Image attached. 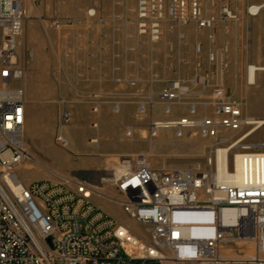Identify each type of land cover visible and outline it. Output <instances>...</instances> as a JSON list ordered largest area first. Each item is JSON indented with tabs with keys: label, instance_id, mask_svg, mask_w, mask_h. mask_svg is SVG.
<instances>
[{
	"label": "built area",
	"instance_id": "1",
	"mask_svg": "<svg viewBox=\"0 0 264 264\" xmlns=\"http://www.w3.org/2000/svg\"><path fill=\"white\" fill-rule=\"evenodd\" d=\"M261 7L251 4L247 12L255 15ZM133 14L137 38L152 44L161 41L167 23H194L198 30L208 31L212 42L218 24L240 20L225 1L207 15L201 0H135ZM26 16L22 0H0V264H264V179L253 174L252 164L242 169L237 161L238 152L264 156V135L253 137L264 126L247 114L246 101L228 90L226 51L212 48L208 68L200 69L199 63L190 76L166 80L157 95L152 87L160 78L151 68L147 95L139 100V114L151 112L147 124L151 138L160 129L171 128L177 138L189 132L211 141L207 168H155L147 153L139 152L119 156L106 168L109 179L101 177L118 187L120 198L101 192V185L69 177L26 185L18 175L31 157L25 138L26 92L18 84L23 76L18 49ZM92 19L105 22L99 4L90 6L82 18L54 17L52 26L86 25ZM179 36L187 41L186 33ZM195 50L200 53L202 45L197 43ZM115 70H122L111 75L116 84L135 88L143 84L140 72ZM207 91V100H202L198 93ZM87 97L97 116L101 93L90 92ZM57 103L58 120L65 125L72 118L71 108L64 97ZM111 103L112 111L120 113L123 102ZM157 103L164 118L155 116ZM177 105H185L186 113L171 117ZM92 125L99 126L98 117ZM133 131L127 124L126 135ZM55 142L67 144L60 133ZM94 194L119 202L145 233L119 222L91 200ZM236 238L251 240L253 254L226 255L222 247Z\"/></svg>",
	"mask_w": 264,
	"mask_h": 264
},
{
	"label": "rangeland",
	"instance_id": "2",
	"mask_svg": "<svg viewBox=\"0 0 264 264\" xmlns=\"http://www.w3.org/2000/svg\"><path fill=\"white\" fill-rule=\"evenodd\" d=\"M23 1L28 8V16L25 18L20 36L22 44L18 49L19 66L23 70V76L18 84L22 85L26 92L25 138L31 154L18 171L24 184L29 185L43 179L62 182L65 177L76 178L101 185V192L120 198L117 186L112 185L110 181L101 180V177L111 175L110 169L106 168H110L119 156L145 152L155 168H207L211 141L189 132L184 137L177 138L171 128H162L157 137L151 138L147 126L151 112L150 115L148 113L142 115L138 110L140 98H145L149 89L152 65H155L154 70L160 76L152 87L156 95L166 80L180 74L190 76L195 72L197 65L194 67L193 62L186 60L200 58L202 64L200 69L204 65V60L208 68L207 55L211 49H203L197 53L195 45L200 41L193 43L192 48L190 45L195 36L203 35L204 29L197 31L191 25L186 27L187 41H184L179 36L184 25L167 23L161 41L152 44L146 39L139 40L135 34L131 23L134 15L132 0H122L121 11L118 12L113 10V0H32L35 9L31 0ZM95 2L102 8L105 17L103 24L92 19L86 25L81 22L78 26L60 29L52 26V18L57 16L82 18ZM113 16L118 17L115 22L111 20ZM62 42L66 43L67 49L64 52V59L60 60L54 55ZM106 47L108 50H105ZM79 60H87L80 70ZM88 60H124L123 71L133 75L140 72L143 84L135 88L127 83L116 84L112 79L108 82L96 81L100 77L97 75L94 79L95 74L90 73L93 72V65L88 64L90 63ZM126 60H134L133 66H126ZM137 60H141V63ZM227 62L229 65L225 75L226 86L233 96L245 101L247 89L256 86L247 83L248 66L252 64L264 66V61L227 60ZM61 72L65 80H60ZM77 72H85L92 79H87L82 83L83 87H80L81 82L76 80V76L80 75ZM238 74L243 82L241 86L239 85L241 94L236 91ZM257 76L264 78V70H257L256 78ZM139 89H142V93L138 91ZM90 92H99L102 95L101 110L97 116L91 112L90 98L87 97ZM198 94L202 100H207L208 91ZM60 97L67 99L72 112L71 120L65 125H61L58 120L57 100ZM113 99H120L123 102L120 113L112 111ZM261 103L263 105L264 101ZM185 113V105H177L174 106L171 117ZM247 114L264 118V113L255 112L252 106L247 107ZM155 115L164 118L157 112ZM95 117L99 119L98 127L92 125ZM127 124L134 127L131 136L126 135ZM59 133L66 138V146L55 142V136ZM263 135L262 127L253 137L259 138ZM91 200L119 222L133 227L137 232L145 233L144 226L132 220L119 202L98 194H94ZM222 250L232 257L249 256L254 252V243L251 240L229 241L224 244ZM166 264L174 263L167 261Z\"/></svg>",
	"mask_w": 264,
	"mask_h": 264
},
{
	"label": "crops",
	"instance_id": "3",
	"mask_svg": "<svg viewBox=\"0 0 264 264\" xmlns=\"http://www.w3.org/2000/svg\"><path fill=\"white\" fill-rule=\"evenodd\" d=\"M121 1L122 0H113L112 7L115 12L121 11ZM132 1H133V8H132V12H133L135 6V0ZM223 1L227 2L231 8L237 10L238 15L240 16V20L227 21L225 23L218 24L214 29V40L212 42H210L207 37L208 31L204 29L203 35L201 34L194 37V39L190 43L191 48L193 43H196V41L197 42L200 41V44L202 45V50L203 49L208 50L212 48L225 50L226 60H263L264 61V0H201V6L205 14L211 15L217 11L219 4ZM31 3L34 8L32 0ZM251 4H262V7L260 8L259 12L252 16L249 15L247 12V7ZM24 5L27 9V16H28V8L25 3ZM29 10H30V6H29ZM190 25L193 28H195V30L200 31L196 28V25L194 23L184 25L182 27V30L180 31L185 33V28ZM21 44L22 41L20 39V45ZM65 47H66V43L62 42L60 47L56 49L54 57L60 58V60L64 59L65 57L64 52L65 49H67ZM105 50H108L107 47ZM197 59L186 60V61L187 62L189 61L191 63L193 62V66L195 67V65L198 66V64L201 63L200 62L201 60H199L200 58ZM88 61H90V63L88 64L93 65L92 66L93 72L90 73L95 74L94 79L98 75L100 78L96 79V81L100 80L102 82L105 81L108 82L111 75H116L122 72V70L117 71L115 70V68L120 67L122 69L124 60H88ZM137 61L141 63V60H137ZM86 62L87 60H79L78 63L79 70L84 67V64ZM126 62H127L126 66L128 67L133 66L134 64V60H126ZM203 64L204 65L202 66V69L206 68L207 63L205 62V60ZM152 68H155V65H152ZM77 73L80 74L76 76V80L81 82L79 83V86L81 85L80 87H83L84 84L82 83L84 81H86L87 79L88 80L92 79L90 76H87L85 72H77ZM189 73L191 74L192 71H190ZM237 77L238 79L236 83V88H237L236 91L238 92V94L239 93L241 94L239 85L241 86L243 82L239 74L237 75ZM60 80H65L64 74L62 72L60 73ZM92 82L93 81H91V83ZM255 84H256L255 87L247 89L245 93L246 95L245 101L247 103L248 108L252 106L255 112L264 113V104L262 105L261 103V101H264V78H262V76H257ZM160 107H161L160 104L157 103L156 104V109L158 110L157 114H161ZM155 116L161 118L158 115Z\"/></svg>",
	"mask_w": 264,
	"mask_h": 264
},
{
	"label": "bare ground",
	"instance_id": "4",
	"mask_svg": "<svg viewBox=\"0 0 264 264\" xmlns=\"http://www.w3.org/2000/svg\"><path fill=\"white\" fill-rule=\"evenodd\" d=\"M257 70H264V66L252 64L248 68V75H247L248 84H255ZM257 123L259 124V126H264V118H257ZM222 154H225V153L223 152ZM237 161L242 163V169H249V164H252L253 174H258L261 179H264V156L248 155V154H245V152H238ZM109 177L110 175L105 176V179L108 180ZM236 241L246 242L247 240L243 238H240V239L236 238Z\"/></svg>",
	"mask_w": 264,
	"mask_h": 264
}]
</instances>
